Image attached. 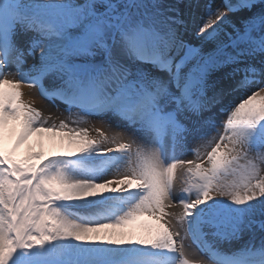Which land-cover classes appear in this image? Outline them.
I'll use <instances>...</instances> for the list:
<instances>
[{
	"label": "snow or ice",
	"instance_id": "1",
	"mask_svg": "<svg viewBox=\"0 0 264 264\" xmlns=\"http://www.w3.org/2000/svg\"><path fill=\"white\" fill-rule=\"evenodd\" d=\"M0 264H264V0H0Z\"/></svg>",
	"mask_w": 264,
	"mask_h": 264
},
{
	"label": "bare ground",
	"instance_id": "2",
	"mask_svg": "<svg viewBox=\"0 0 264 264\" xmlns=\"http://www.w3.org/2000/svg\"><path fill=\"white\" fill-rule=\"evenodd\" d=\"M24 91H25V99L26 100L33 99V95H34L33 90L25 88ZM35 106L43 109L46 114L49 111V106L47 105V101L38 98V96H36V98H35ZM61 108H63V105H61ZM13 142H14V140H12V139H9L8 141H6V147L8 149H11ZM30 145L32 146V150H34V151H40L41 146H42L43 150L46 152V154H49V155L52 154L56 150H60L58 145L54 147L53 144L47 140V138H45L44 141L41 143L40 138L34 136L28 141L27 144H25L24 146H22L18 150L17 158H22L27 153ZM142 220L147 221L148 218L144 217V218H142ZM123 231H125V232L135 231V233L138 234L141 231V229L139 226H137L134 230L133 229H123ZM225 250H227V248Z\"/></svg>",
	"mask_w": 264,
	"mask_h": 264
},
{
	"label": "rangeland",
	"instance_id": "3",
	"mask_svg": "<svg viewBox=\"0 0 264 264\" xmlns=\"http://www.w3.org/2000/svg\"><path fill=\"white\" fill-rule=\"evenodd\" d=\"M221 2V0H216V3L219 4Z\"/></svg>",
	"mask_w": 264,
	"mask_h": 264
}]
</instances>
